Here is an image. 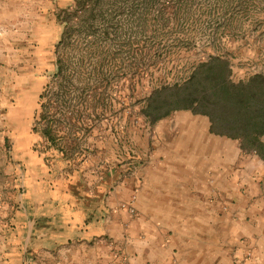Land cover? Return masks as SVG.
Wrapping results in <instances>:
<instances>
[{
    "label": "rangeland",
    "instance_id": "rangeland-1",
    "mask_svg": "<svg viewBox=\"0 0 264 264\" xmlns=\"http://www.w3.org/2000/svg\"><path fill=\"white\" fill-rule=\"evenodd\" d=\"M0 1V264H130V252L106 236L97 246L72 242L56 251L26 249L18 213L25 207L28 166H116L119 178L125 179L134 175L138 166L159 165L163 159L160 143L165 135L159 132V121L150 125L139 113L143 103L137 100L158 83L173 81L181 74L177 71L209 53L227 55L236 80L264 72V0H182L171 12L161 10L167 0H152L142 18L122 14V25L139 23L146 27L135 36L129 35L128 27L121 28L114 42L122 48L119 55L98 52L95 59L84 48L78 60L68 45L65 57L70 75L96 85L99 94L105 91L103 96H109L107 102L97 103L95 108L83 106L88 120L97 122L100 128L94 135H83L82 153L75 163L63 160L56 151L41 154V138L32 130L39 95L56 71L49 49L63 28L56 20L57 3L49 9L42 3L37 6L43 8L36 9L29 0ZM122 6L125 9L126 4ZM128 38L139 41L130 52L122 43ZM183 40L192 44L183 48ZM152 43L161 46L158 71L133 82V56L136 54L145 65ZM184 111L163 119L185 116ZM197 125L202 126V121ZM244 154L253 164L257 155ZM135 200L134 196L119 205L127 209L130 219L138 215ZM130 203L136 210L133 215Z\"/></svg>",
    "mask_w": 264,
    "mask_h": 264
},
{
    "label": "crops",
    "instance_id": "crops-1",
    "mask_svg": "<svg viewBox=\"0 0 264 264\" xmlns=\"http://www.w3.org/2000/svg\"><path fill=\"white\" fill-rule=\"evenodd\" d=\"M59 1L29 0L36 9ZM185 111L158 122L162 162L128 178L116 166H28L18 213L26 249L97 246L106 236L130 264H264L263 161L251 164L237 141ZM134 196L130 219L119 205Z\"/></svg>",
    "mask_w": 264,
    "mask_h": 264
},
{
    "label": "trees",
    "instance_id": "trees-1",
    "mask_svg": "<svg viewBox=\"0 0 264 264\" xmlns=\"http://www.w3.org/2000/svg\"><path fill=\"white\" fill-rule=\"evenodd\" d=\"M182 0H167L162 11L177 9ZM137 2V7L134 3ZM152 0H65L57 4L56 20L63 25L59 39L52 45L56 71L43 86L39 95V108L34 117L32 130L41 138V154L56 151L63 160L75 163L82 145L83 135L95 134L100 128L88 120L82 108L105 103L109 96L97 91L99 87L70 75V66L65 57L70 45L77 59L86 48L91 57L98 52L119 55L122 48L114 43L121 28L128 27L129 35L135 36L146 26L120 23L122 14L142 18ZM122 3H125L122 6ZM153 31V30H152ZM123 34L127 35L123 31ZM155 37V36H153ZM138 39L123 41V48L138 43ZM186 48L192 42L183 40ZM153 46V43H152ZM132 47V48H131ZM81 49V50H80ZM149 60L145 65L134 54L131 68L133 82H139L148 74L158 71L160 44L149 48ZM86 52V50H85ZM119 53V54H118ZM96 59V58H95ZM73 72L77 71L72 70ZM173 81L160 82L142 99L141 113L150 125L179 110H188L195 115L206 116L210 132L236 140L245 153L257 155L264 163V72H255L242 79H234L231 59L225 54L209 53L183 68ZM133 93V92H132ZM134 95V94H133ZM76 156V157H75ZM48 158V157H47ZM82 158L81 160H83ZM80 162V161H79Z\"/></svg>",
    "mask_w": 264,
    "mask_h": 264
},
{
    "label": "built area",
    "instance_id": "built-area-1",
    "mask_svg": "<svg viewBox=\"0 0 264 264\" xmlns=\"http://www.w3.org/2000/svg\"><path fill=\"white\" fill-rule=\"evenodd\" d=\"M129 209L132 215L136 213L135 207L131 203L129 205Z\"/></svg>",
    "mask_w": 264,
    "mask_h": 264
}]
</instances>
